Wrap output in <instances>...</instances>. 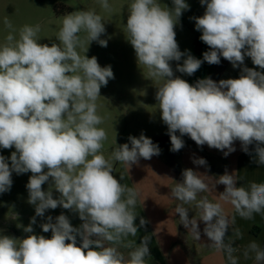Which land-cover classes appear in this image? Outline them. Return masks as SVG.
<instances>
[{"label": "clouds", "instance_id": "9594fccd", "mask_svg": "<svg viewBox=\"0 0 264 264\" xmlns=\"http://www.w3.org/2000/svg\"><path fill=\"white\" fill-rule=\"evenodd\" d=\"M200 3L204 14L190 19L210 49L202 60L182 52L176 40V26L190 10L186 0H172L171 8L160 0H131L126 40L137 64L159 82L155 99L172 152L184 148L185 135L225 157L237 150L234 144L239 141L241 150L254 153V162L264 166V0ZM100 5L112 10L109 0H100ZM4 25L11 31L0 44V149L15 150L10 157L0 155V194L10 192L13 173L30 172L27 203L34 206L35 215L23 229L24 238L0 234V264H149L151 238L145 235L138 244L128 239L147 224L144 218L135 223L140 193L113 175V162L130 169L161 150L141 133L104 154L108 136L99 127L104 117L96 102L114 73L110 65L101 67L95 56L89 58L88 47L83 55L77 51L85 41L88 46L95 41L107 47L108 41L100 38L106 32L102 16L86 10L64 15L58 43L51 45L38 39L39 25H24L18 35L7 18ZM221 57L241 68L239 78L216 82L206 77L190 84L175 75L171 63L177 62L176 72L191 76L203 62L218 65ZM246 57L255 68L245 66ZM192 162L208 168L202 157L193 156ZM217 185L224 186L218 202L207 196L197 199ZM170 197L181 202L175 213L188 234L200 241L198 222H203L209 241L204 246L222 251L227 264H241V256L264 264L261 244L251 241L238 253L235 239H226L229 229L231 236L242 238L234 227L237 215L244 220L264 215V182L244 186L235 172L210 176L188 168L182 171V180L175 181ZM221 202L230 204L235 214H226ZM185 205L195 210L193 217ZM58 207L82 223L73 226L63 212L45 218L48 210ZM37 217L45 219L39 226L44 233L51 232L50 238L35 234ZM122 248L129 249L127 255Z\"/></svg>", "mask_w": 264, "mask_h": 264}, {"label": "rangeland", "instance_id": "374dc122", "mask_svg": "<svg viewBox=\"0 0 264 264\" xmlns=\"http://www.w3.org/2000/svg\"><path fill=\"white\" fill-rule=\"evenodd\" d=\"M131 0H109L112 10L106 11L100 5V0H0V44L11 30L6 29L4 19L7 18L16 33L24 25L40 26L38 39L41 43L51 45L56 41V36L61 27L64 15L77 10L94 11L102 16L105 22L106 32L101 39L108 41L107 47H102L98 42H91L88 46L85 41L83 48L77 51L81 55L85 53L89 58L95 56L101 67L111 66L114 79H110L107 86L101 88V97L97 100L98 114L104 117V123L99 125L107 132V140L104 142V154L107 156L111 150L128 143L129 136L139 137L141 133L151 138L152 141L168 135L167 125L161 119L159 106L155 99L158 83L147 76V69L137 64L133 47L126 40L127 34L125 24L127 21V6ZM162 6L172 7V0H160ZM190 5V10L184 11L178 25L176 26V40L182 52H189L195 57L194 44L196 38L202 33L195 29V21L191 17H199L204 14L205 6L200 0H186ZM83 33L81 36L83 37ZM209 47L208 50L209 51ZM181 60L179 63H182ZM172 67L176 76L186 81L193 75L188 76L175 71L177 62L173 61ZM177 135L179 133L177 132ZM182 139L186 142V138ZM185 142L186 151L188 147L193 148ZM161 154L153 156L150 160L140 159L139 163L132 165L130 169L123 163H114L113 175L121 180L122 184L136 189L140 196L137 200L135 212L137 218L135 223L139 225L140 218L147 221L145 227L138 228L135 237L128 239L136 244L147 235L150 239L149 264H188L190 259L196 263H203L206 256H210L216 251L218 257H212V264H227L226 256L222 251L205 247L208 244L207 237L203 234L204 224L198 222L201 230V240L196 241L188 234L187 229L180 224L179 215L175 213V207L181 202L170 197V190L175 181L182 180V171L185 167L183 158L185 155L172 152L170 139L163 145H159ZM195 148V147H194ZM196 149V148H195ZM15 149H0V155L10 157ZM197 150V149H196ZM181 151V150H180ZM201 152H204L200 148ZM203 153V154H204ZM207 163L212 166L213 156L207 155ZM179 162V165H175ZM182 163V164H180ZM212 163V164H211ZM220 166V165H219ZM31 173L17 175L12 174L13 185L10 192L0 194V234L9 235L15 238H24L27 234L23 231L28 226L30 219L35 215L34 206L27 203L28 183ZM240 182L247 186L250 182H264V166L257 164L241 165L238 174ZM173 180H171V179ZM219 193L224 191V186L219 185ZM237 186H240L238 183ZM47 190L48 185L42 186ZM58 193L54 191V198ZM207 196L212 202H218V196L210 195L208 192L198 194L197 199ZM226 214L234 215V209L228 203L221 202ZM190 209L189 217L195 215V210L191 205H185ZM64 213L69 216L73 226H79L82 222L78 216L68 210L58 207L55 210H48L45 218L51 215L53 218ZM37 222L33 225L35 234L51 237V232L44 233L40 224L45 219L37 217ZM174 224V230L171 226ZM235 228H239L242 238H235L231 229L228 230L226 239H235V247L238 253L251 241L264 246V215L256 214L251 220L241 219L236 216ZM257 227V228H256ZM171 232L175 246L171 249L167 244H160L158 237L162 233ZM168 229V231H167ZM260 229L261 231L259 232ZM175 247V251L172 250ZM127 255L129 249H121ZM186 257V259H185ZM241 264H255L254 260L244 259L241 256Z\"/></svg>", "mask_w": 264, "mask_h": 264}, {"label": "crops", "instance_id": "0c3cea01", "mask_svg": "<svg viewBox=\"0 0 264 264\" xmlns=\"http://www.w3.org/2000/svg\"><path fill=\"white\" fill-rule=\"evenodd\" d=\"M245 66L249 67V68H255L256 66L253 65L251 58L246 57L245 58V62H244ZM257 70H260L257 68ZM241 73V68H233V66L231 65V63L225 59H223V57H221V62L218 65H210L208 64V77H210L211 79H213L216 82H219L221 79H229V78H239ZM186 138V142L188 145L192 146L188 147L189 149V153H187L186 151V146H184V148L181 149V151H178L179 153L185 155L184 156V164L185 167L191 168L195 171H200V172H205L207 171V174L210 176H219V175H223L225 173V170H227L229 173H233L235 172V175L238 176L240 169H241V165L245 166L246 164H251V165H255L256 163L254 162V153L252 155L246 154L241 150V145L239 141H236L234 146L236 147V151L229 154L227 157L224 156L223 152H221L220 150L217 149H213V148H209L207 145L204 146H198L193 140H191V138L187 135L184 136ZM163 145V144H162ZM197 149H195V148ZM254 146H250V150L251 148ZM200 148L205 151L201 152ZM226 151V150H225ZM204 153V154H203ZM177 154V152H176ZM212 155L213 156V161H212V166H210V164L207 163L208 168L205 169V167L203 166H197L194 165L192 162V158L193 156L195 157H202L204 159H206V161H208V157L207 155ZM182 164V163H180ZM175 165H179V162H176ZM220 165V166H219ZM258 167L260 168L261 166L258 165ZM215 179V178H213ZM220 190V186L217 185L216 189L209 191L208 193L210 195H219V191ZM171 228H173L174 230V224L171 226ZM257 228V227H256ZM259 232L261 231L260 229H258ZM162 233L160 234V236L158 237L159 243L164 245L167 244L169 245L170 249L175 246L174 242V237L173 234H171V232L168 231L167 234H165V232L163 231V229L161 230ZM175 251V247L172 249ZM217 255L216 251H214V253L212 252V254H210V256H206L203 259V263L200 264H212L210 261L212 259V257H218L215 256ZM186 259V257H185ZM188 264H198L196 263L193 259H190L188 261Z\"/></svg>", "mask_w": 264, "mask_h": 264}, {"label": "trees", "instance_id": "16d2710c", "mask_svg": "<svg viewBox=\"0 0 264 264\" xmlns=\"http://www.w3.org/2000/svg\"><path fill=\"white\" fill-rule=\"evenodd\" d=\"M200 36L201 35H199L195 40L194 52H195V57L202 60L203 59L202 54L208 50V46L200 40ZM206 77H208V63L203 62L201 67L194 73V75L191 78L187 80V82H189L190 84H195V82L198 79H203ZM169 139H170L169 135H166L164 137H160L158 139L153 140V142L158 145H162L164 144L165 141Z\"/></svg>", "mask_w": 264, "mask_h": 264}]
</instances>
